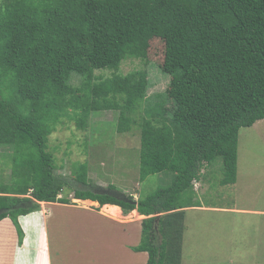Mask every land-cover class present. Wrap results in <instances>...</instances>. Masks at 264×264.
<instances>
[{"label": "trees", "instance_id": "1", "mask_svg": "<svg viewBox=\"0 0 264 264\" xmlns=\"http://www.w3.org/2000/svg\"><path fill=\"white\" fill-rule=\"evenodd\" d=\"M151 39L164 46L152 63L169 76L153 95L146 69L119 71L128 58L150 62ZM104 110L117 112L119 133L138 129L140 178L171 173L167 186L132 202L101 193L85 163L55 174L56 126L85 129ZM263 118L264 0H0V144L15 146L21 171L11 193L70 203L59 195L73 185L72 198L136 209L145 217L131 249L143 264H182L186 210L201 206L194 182L220 157L221 184H234L239 129ZM32 198L0 196V219L11 218L21 242L17 217L39 208ZM21 200L29 204L14 207Z\"/></svg>", "mask_w": 264, "mask_h": 264}, {"label": "rangeland", "instance_id": "2", "mask_svg": "<svg viewBox=\"0 0 264 264\" xmlns=\"http://www.w3.org/2000/svg\"><path fill=\"white\" fill-rule=\"evenodd\" d=\"M163 50L161 40L151 39L146 57L150 62L146 63L138 58L125 59L119 66L120 73L146 69L150 78L147 93L153 95L163 92L169 76L152 63L162 59ZM110 72L105 69L96 71L103 75H110ZM167 107L172 109L171 104H167ZM95 113L91 114L89 125L85 129L78 128L73 119H64L49 136L48 148L54 153L57 165L55 174L70 177L73 169L76 170L79 164L85 163L87 178L88 175L91 177L88 182L105 189L107 185L113 184L118 189L111 190L123 191L133 195L135 199L157 187L167 186L171 173L170 177L166 172H159L140 178L138 129L132 128L129 132L119 133L116 128V111ZM2 147L10 149L11 154L16 151L13 145L6 144ZM22 152L24 151L21 149L19 153L23 154ZM12 164L14 163L10 158L0 152L1 180L9 179L6 167L12 170ZM237 172L236 184L222 185V159L218 157L206 169V174H202L200 181L203 185L201 187L198 183L195 188L199 189L195 197L201 206L186 210L182 264H264V118L250 127L239 129ZM72 184L83 187L76 182ZM70 186L73 188V185ZM70 186L63 188L62 196L69 197L73 190ZM83 204L89 205L90 202ZM53 208L52 215H47L49 228L46 225L47 233L43 239V243L46 240L47 244L42 245V248L39 229L35 233L33 226L34 221L41 219L39 209L30 211L25 221L27 232H23L22 238L29 242H25V251L28 250V254L32 251L34 253L33 246L38 243L37 264H132L128 256L116 253L114 249L121 251L117 240L122 239L123 234L117 232L120 237L112 244L115 247H101L97 243L90 245L85 236L86 229L89 230L90 227L88 219L78 216L77 211L66 213L71 217L67 219L62 210H57L55 206ZM135 214L131 211L126 220L140 223L144 217ZM97 222L101 227L102 222ZM8 227L7 224L1 225L2 230ZM14 230L17 232L15 225ZM92 231L96 233L91 234L90 238L97 240L100 232L95 229ZM127 238L133 239L130 235ZM16 247L15 243L11 245L14 252L11 260L8 258V264L17 258ZM103 249L108 250V253ZM21 264L35 263L31 260L23 262L21 259Z\"/></svg>", "mask_w": 264, "mask_h": 264}, {"label": "crops", "instance_id": "3", "mask_svg": "<svg viewBox=\"0 0 264 264\" xmlns=\"http://www.w3.org/2000/svg\"><path fill=\"white\" fill-rule=\"evenodd\" d=\"M261 120H263V119H261ZM261 120H258L256 122H259ZM6 144L12 145L9 143H5L4 145H6ZM4 145H0V152H4V154L8 158H10V160L14 164H12V170H10L9 167H6V170L9 172V175H10L9 179H7L6 181H3L0 179V196H3V195L16 196L19 198L28 197L29 192L27 194L11 193V192H21V191H18V190H21V187L18 185V182L21 179V174H20L21 171L19 170L18 167L16 168V166H15L14 159H15L16 151H15V153L11 154L10 149H6V148L2 147ZM7 147L10 148V146H7ZM65 177H69V176H65ZM88 178H89V180H91V177L89 175H88ZM237 182H238V177H237V180L234 184H236ZM198 183H200V186L202 187L203 184L201 183V181H199V182L197 181V184ZM1 190L8 191V192H1ZM59 196H62V195H59ZM67 198L70 199V203L47 202V201H39L38 202L39 203L38 209H39V212L41 215V219L38 222H37V220L34 221L33 226L35 228L34 232L38 233V229H39L40 236L42 237L40 239L41 248H42V245H45V243L47 242L45 240L43 243L44 235L47 233V226L49 228V222H48V216L47 215L49 213H50V215H52V210L54 209L53 206H55L57 210L58 209L62 210V212L65 213V218H67V219H69L71 217L68 216V214H66V213L75 212V211H77L78 216H81L82 218L88 219L90 227H89V230L86 229L87 234L85 236L90 241V245H92L93 243H97L101 247H108L109 245H110V247H113V246L115 247V245H112V244H115L116 240L120 237L119 233L117 234V232H120V234L121 235L123 234V236H122V239H118L117 241L120 244L119 248H121V251L118 250L117 248H114L116 253L125 254L126 256H128V258L132 262V264H143L145 262V254L143 252L140 253V252L133 251L131 249L132 246L136 245L139 242V238H140V223H138V222L136 223V221L126 220L128 215L131 212L124 215L122 213L121 208L117 205L107 204V203L100 205L97 201H92L90 199H84V200L75 199V198H72V193H69V197H67ZM86 201H89L90 204L84 205L83 202H86ZM20 204H21V206H27L29 204V202L21 200L14 207H17ZM113 206L117 207L115 214H113L112 213L113 211L110 210V207H113ZM50 207H52V208H50ZM192 208H195V207H188L187 210L192 209ZM1 210H3V209H1ZM7 211H8V209H7ZM132 211H134L136 213L135 215H138V216L140 215L137 213V211L135 209ZM1 212H6V211H1ZM28 215H29V213L24 214V215L23 214L18 215V217H17V220H18V222H19L24 233L27 232V230H26L27 227L25 226L26 225L25 221H27ZM140 216L145 217L144 215H140ZM96 219L102 222L101 227L97 225L98 222ZM47 222H48V224H47ZM56 222L58 224L60 223V221H56ZM5 224H7L9 226L8 228H5V229H11L12 231H5V229L2 230L1 225H5ZM58 224H57V226H58ZM105 225L107 227H105ZM44 229H45V232H44ZM92 229L98 230L100 232L97 240H93L92 238H90L91 234L96 233L95 231H92ZM125 233H127V235ZM129 235L131 238H133L135 240H133V239L128 240L127 237ZM47 236L49 239V233ZM103 241H106V243ZM25 242L27 244L29 243L28 240L25 238L22 239V242L19 241V237L17 235V232H15V230H14V224H13L10 217L7 216V217L0 219V264H8V258L9 257L11 260V257H12L13 252H14V250L11 249V245L14 243L17 246L16 249L18 251V254H17V258L13 259L11 264H21V259L23 262L31 260V262H34L35 264H37V247L36 246L38 243L33 246V248L35 249V252L33 253V251H32V253H33V255H32V253H29V254L27 253L28 250L25 251L26 250ZM31 247L32 246H30V248ZM103 250H106V249H103ZM107 251L108 250H106V253H108ZM30 256H31V258H30ZM32 257H33V259H32ZM141 260H142V263H141Z\"/></svg>", "mask_w": 264, "mask_h": 264}, {"label": "water", "instance_id": "4", "mask_svg": "<svg viewBox=\"0 0 264 264\" xmlns=\"http://www.w3.org/2000/svg\"><path fill=\"white\" fill-rule=\"evenodd\" d=\"M101 193H106V194H110V195H112V196H114V197H116V198H119V199H125V200H128L127 199V197H126V195H125V193H123V192H121V191H117V190H112V191H110V190H101L100 191ZM130 201H132V202H136L135 200H130ZM18 206H21V204L20 205H18ZM17 206V207H18ZM1 211H7V209H3V210H1ZM0 211V212H1Z\"/></svg>", "mask_w": 264, "mask_h": 264}, {"label": "clouds", "instance_id": "5", "mask_svg": "<svg viewBox=\"0 0 264 264\" xmlns=\"http://www.w3.org/2000/svg\"><path fill=\"white\" fill-rule=\"evenodd\" d=\"M194 184H195L194 187L196 188V187H197V182H194ZM101 187L104 188L103 186H101ZM121 192H123V191H121ZM123 193H125V192H123ZM125 195H126V194H125ZM132 196H133V195H132ZM28 197L32 198L31 195H30V191H29V193H28ZM126 197H127V196H126ZM34 200H35V201H34ZM132 200H135V201H136L137 199L134 198V199H132ZM32 201H34V202H39V201H37L35 198H32ZM92 201H93V200H92ZM105 204H106V203H105ZM107 204H110V203H107ZM114 205H116V204H114ZM117 206H118V205H117ZM119 207H120V206H119ZM133 210H134V209H133ZM135 210H136V209H135ZM131 211H132V210H131ZM131 211H130V212H131ZM136 211H137V210H136ZM137 213H138V212H137ZM127 214H128V213H127ZM138 214H139V213H138ZM124 215H126V214H124ZM140 215H141V214H140Z\"/></svg>", "mask_w": 264, "mask_h": 264}, {"label": "bare ground", "instance_id": "6", "mask_svg": "<svg viewBox=\"0 0 264 264\" xmlns=\"http://www.w3.org/2000/svg\"><path fill=\"white\" fill-rule=\"evenodd\" d=\"M106 207V206H105ZM110 210L113 211L112 213L115 214L116 210H117V207H110ZM134 212V211H133Z\"/></svg>", "mask_w": 264, "mask_h": 264}]
</instances>
